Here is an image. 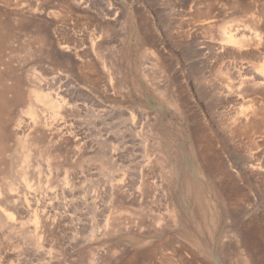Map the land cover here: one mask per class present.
I'll use <instances>...</instances> for the list:
<instances>
[{
    "label": "rangeland",
    "instance_id": "rangeland-1",
    "mask_svg": "<svg viewBox=\"0 0 264 264\" xmlns=\"http://www.w3.org/2000/svg\"><path fill=\"white\" fill-rule=\"evenodd\" d=\"M16 2L0 264H264V0Z\"/></svg>",
    "mask_w": 264,
    "mask_h": 264
},
{
    "label": "bare ground",
    "instance_id": "bare-ground-1",
    "mask_svg": "<svg viewBox=\"0 0 264 264\" xmlns=\"http://www.w3.org/2000/svg\"><path fill=\"white\" fill-rule=\"evenodd\" d=\"M10 0H0V2H2L5 7L6 5L8 7H11V9H13L12 11H18V12H21V10L19 9V6H21L19 3H15V4H10L9 3ZM13 2V1H12ZM19 4V5H18ZM12 5V6H11ZM30 6V5H29ZM7 8V7H6ZM21 8V7H20ZM25 8V7H24ZM24 8H22L23 10H25ZM28 8V5L27 7ZM30 9L33 11V12H36L35 8H32L30 7ZM38 9V8H36ZM28 10V9H26ZM31 12V13H33ZM18 14V13H17ZM5 30L6 33L5 35H1L0 34V66L1 65H4L5 68H0V120L2 117H4L7 113V111L10 109V108H13L15 106H17L20 102L23 101V97L25 96L24 93L22 92L21 90V78L20 76L16 73L15 69L14 68H9L7 67V65L4 63L5 60H3V56H2V53H3V45L6 44L5 48L7 50H9L11 56H13L14 54L16 55H19V53L23 52L26 56H29L31 55V50L32 48H35L36 49L34 50L35 53H40L42 54V57H43V54H44V43H45V38H41L36 31H28L29 34H28V40L26 41H21L20 38L18 37L19 35H17V31H23V30H27L26 27L24 26V22L23 21H20L18 22V24H13L11 22V19H10V12H3L2 10H0V31L1 30ZM58 29V28H57ZM234 35V34H233ZM224 41H225V44H228V45H235L237 47H240V46H243V44L241 45V43L237 40H235V36H232V35H228L225 34L224 35ZM12 42H17V46L15 47H12ZM8 44V45H7ZM35 46V47H33ZM241 48V47H240ZM33 52V51H32ZM14 55V56H15ZM13 56V57H14ZM24 57V58H27L24 59L26 62L30 61L28 59H30V57ZM10 57V55H9ZM44 58V57H43ZM34 60V59H33ZM39 62L41 61V59H38ZM36 60H34L35 62ZM31 62V61H30ZM33 63V61H32ZM86 65V64H85ZM86 67V66H85ZM31 68V67H30ZM33 68V67H32ZM10 70V72L12 74H15L14 76V80H13V83L8 85L6 83V80L8 78V73L7 71ZM29 71V70H28ZM31 72V71H30ZM260 73V72H259ZM28 74V73H27ZM32 74V73H31ZM31 74L29 73V79H27V83L29 82V85L31 87V85H36V83H39V81L37 82L36 80H34V76L33 78L31 77ZM35 74V73H34ZM84 75V74H83ZM26 80V79H25ZM35 81V82H34ZM41 82V80H40ZM43 84V83H42ZM38 86H40L39 84H37ZM36 85V87H37ZM29 87V88H30ZM33 87V86H32ZM41 88V87H39ZM34 89V87H33ZM48 89V88H47ZM29 90H32V88H30ZM38 90V89H37ZM35 91L32 90V91H28L26 94V98L27 100L29 99H33L34 101H36V103H42V104H46L47 106H49L51 109H56L58 108L60 105L59 103L57 102L56 99L52 98L50 95L48 94H45V93H42V91H40V89L38 91ZM11 96L8 97L10 94ZM9 94V95H8ZM55 96V95H54ZM62 96V95H61ZM24 97V98H25ZM32 100V101H33ZM25 102V101H24ZM31 102V101H30ZM37 103V104H38ZM34 104V103H33ZM41 107V106H40ZM45 108V107H44ZM40 109V108H39ZM42 109V108H41ZM57 110V109H56ZM34 113V112H33ZM40 116V115H39ZM47 116V115H46ZM35 117V116H34ZM50 117V116H49ZM57 118V117H56ZM250 118V117H249ZM34 119V118H33ZM43 121V120H42ZM250 121V120H249ZM1 122V121H0ZM247 122V121H246ZM242 123V122H241ZM244 123V122H243ZM3 125V126H2ZM240 125V124H239ZM4 126H5V122L3 121L2 124H1V128L4 129ZM246 127V126H245ZM49 128V127H48ZM17 156V155H16ZM20 156V155H19ZM12 158V157H11ZM16 158V157H15ZM19 158V157H18ZM18 160V159H17ZM12 161V160H11ZM206 161V166L207 168H213L215 167L216 165V162H215V159L214 158H208ZM14 163V162H12ZM19 163V162H18ZM17 164V163H16ZM12 165V164H11ZM15 167V166H14ZM206 168V169H207ZM12 169V168H11ZM25 169V168H24ZM12 185V184H11ZM11 187V186H10ZM21 198V197H20ZM20 200V199H19ZM1 223V222H0ZM22 232V231H21ZM147 255L151 256V251L147 250Z\"/></svg>",
    "mask_w": 264,
    "mask_h": 264
}]
</instances>
